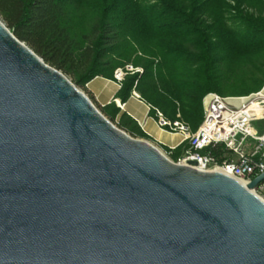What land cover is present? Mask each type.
<instances>
[{
	"label": "water",
	"instance_id": "95a60500",
	"mask_svg": "<svg viewBox=\"0 0 264 264\" xmlns=\"http://www.w3.org/2000/svg\"><path fill=\"white\" fill-rule=\"evenodd\" d=\"M109 120L0 20V264H264V200Z\"/></svg>",
	"mask_w": 264,
	"mask_h": 264
},
{
	"label": "trees",
	"instance_id": "16d2710c",
	"mask_svg": "<svg viewBox=\"0 0 264 264\" xmlns=\"http://www.w3.org/2000/svg\"><path fill=\"white\" fill-rule=\"evenodd\" d=\"M0 0V19L46 63L84 87L96 77L128 73L116 97L133 90L156 117L181 119L195 131L203 121V98L247 96L264 87V0ZM101 112L133 137H148L115 102ZM116 118L117 122H116ZM181 151V154H180ZM184 148L173 151V158ZM219 162L233 153L210 149ZM264 192V191H263Z\"/></svg>",
	"mask_w": 264,
	"mask_h": 264
},
{
	"label": "built area",
	"instance_id": "2783aa9c",
	"mask_svg": "<svg viewBox=\"0 0 264 264\" xmlns=\"http://www.w3.org/2000/svg\"><path fill=\"white\" fill-rule=\"evenodd\" d=\"M143 72L141 67L126 65L117 68L114 72L115 82L121 87L128 73ZM132 95L141 100L140 93L133 90ZM123 108L125 105L115 99ZM257 105V106H256ZM249 111V109H251ZM204 117L200 126L193 131L185 123L180 114L177 119L169 120L156 109L155 120L157 125L170 133L181 136L180 145L184 151L176 161L179 164H188L199 170H218L235 177L247 185L254 177L264 172V94L262 90L247 96L225 97L216 92H209L203 98ZM139 127L145 131L144 122L135 119ZM253 141L251 149H246V143ZM217 145L225 147L233 153L230 160L219 162L210 153V149ZM176 146L167 150L173 153ZM264 191V182L253 189L260 196Z\"/></svg>",
	"mask_w": 264,
	"mask_h": 264
},
{
	"label": "rangeland",
	"instance_id": "374dc122",
	"mask_svg": "<svg viewBox=\"0 0 264 264\" xmlns=\"http://www.w3.org/2000/svg\"><path fill=\"white\" fill-rule=\"evenodd\" d=\"M81 1H82V4H84L85 6H90V5H94L98 0H81ZM136 1L138 2V5H140V6H144V5L150 6L151 4H153V3L156 2L155 0H136ZM67 77L72 81L71 76H67ZM123 82H124V80H123ZM77 87L82 92H84L87 96H89V98L92 100V102L94 103V105L100 111H101L102 108H104L105 106L109 105L112 102H115L116 105L122 111L125 110V108H126L125 106H123V108H121L117 104V102L115 101V99L119 100L116 97V94H117L118 90L121 87H118V84L115 82L114 73H113L112 78L96 77L92 81H90L89 83H87L84 87H81V86H77ZM117 119L118 118H116V122H117ZM113 123L115 125H117L115 122H113ZM134 138H136V139H142V140H147V141L151 142L157 148H159L169 159H171L173 161H176V159L173 158L172 153L169 154V151L166 148H163L159 144L155 143L149 137H140V136H137V137H134ZM181 147H183V146H181ZM180 154H181V151H180ZM261 195L264 198V192H262Z\"/></svg>",
	"mask_w": 264,
	"mask_h": 264
},
{
	"label": "crops",
	"instance_id": "0c3cea01",
	"mask_svg": "<svg viewBox=\"0 0 264 264\" xmlns=\"http://www.w3.org/2000/svg\"><path fill=\"white\" fill-rule=\"evenodd\" d=\"M264 94V87L262 89ZM125 110L134 118L144 122L145 125V133L147 136L159 144L163 148L168 149L170 146H176L177 148H181L180 141L181 136L179 134L170 133L165 130H162L155 120V117L149 113L148 107L144 104L143 101L135 98L133 95L129 98V100L124 103ZM264 123H259L258 125L261 127ZM263 128V126H262ZM253 141H248L246 143V149H251ZM175 149V150H176ZM174 150V151H175Z\"/></svg>",
	"mask_w": 264,
	"mask_h": 264
},
{
	"label": "bare ground",
	"instance_id": "6f19581e",
	"mask_svg": "<svg viewBox=\"0 0 264 264\" xmlns=\"http://www.w3.org/2000/svg\"><path fill=\"white\" fill-rule=\"evenodd\" d=\"M257 106V105H256ZM252 110V108L251 109H249V111H251Z\"/></svg>",
	"mask_w": 264,
	"mask_h": 264
}]
</instances>
